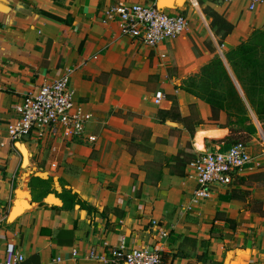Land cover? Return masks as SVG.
Masks as SVG:
<instances>
[{
  "label": "crops",
  "instance_id": "obj_1",
  "mask_svg": "<svg viewBox=\"0 0 264 264\" xmlns=\"http://www.w3.org/2000/svg\"><path fill=\"white\" fill-rule=\"evenodd\" d=\"M119 2L169 3L162 7L185 13L189 29L147 46L105 20L104 10ZM206 7L234 25L222 44ZM255 29H264V0H0V254L13 247L26 264H106L89 251L108 256V246L125 243L158 249L171 264H264V154L248 146L249 165L205 199L195 195L194 167L174 160L204 126L227 129L217 149L231 136L227 111L213 121L211 105L181 86L215 55L237 85L226 54ZM64 75L97 139L14 144L6 123L15 106ZM160 90L166 99L158 106ZM161 108L208 123L191 134L179 121L159 122ZM251 117L259 125L253 109ZM34 176L53 179L46 196L34 197Z\"/></svg>",
  "mask_w": 264,
  "mask_h": 264
},
{
  "label": "built area",
  "instance_id": "obj_2",
  "mask_svg": "<svg viewBox=\"0 0 264 264\" xmlns=\"http://www.w3.org/2000/svg\"><path fill=\"white\" fill-rule=\"evenodd\" d=\"M214 1L231 4L235 0ZM104 17L107 21L118 22L121 34L150 47L177 39L187 32L190 23L185 13H171L157 2H119L106 8ZM165 99L166 95L161 90L153 97L155 104L159 106ZM14 112L15 118L6 123L14 144L23 138L40 142L48 139L61 143L97 139L88 132L91 115L80 110L68 75L43 82L37 90L25 94L15 106ZM251 161L249 147L243 142L234 143L225 150H198L196 157L190 162L197 180L195 195L198 199H205L209 197L213 186L231 185ZM153 224L159 225L157 220H153ZM160 229L161 234L166 236L167 232L161 227ZM108 247V256L99 254L95 248L88 254L106 264H171L158 249L130 248L125 243ZM73 254L77 255L78 250L74 249ZM0 264H26V256L10 247L4 255L0 254Z\"/></svg>",
  "mask_w": 264,
  "mask_h": 264
},
{
  "label": "trees",
  "instance_id": "obj_3",
  "mask_svg": "<svg viewBox=\"0 0 264 264\" xmlns=\"http://www.w3.org/2000/svg\"><path fill=\"white\" fill-rule=\"evenodd\" d=\"M207 17L211 20V28L214 33L219 36L220 44L223 43L224 38L231 33L234 25L229 22L222 14L218 13L211 7L204 9ZM264 48V29H255L249 36V38L231 50L226 54L229 63L234 66L238 59L252 57L255 50ZM239 63V62H238ZM235 71V69H234ZM236 72V71H235ZM238 79L240 74L235 73ZM184 90L190 92L196 97L205 100L209 103L213 109L212 120L217 121L219 119V112L225 110L228 113V124L234 123L241 124L240 129L245 130L248 133H255L257 131L256 126L251 122V117L248 115L246 107L238 93L237 87L230 76L228 69L219 55L211 57V59L202 67L199 74L190 76L184 84L181 86ZM260 94L255 108V112L258 118L264 117V87H260ZM240 102L242 109L240 113L231 111L230 106L236 107L235 102ZM236 117V121L232 120V117ZM158 121L165 123L167 120L180 121L184 127H186L191 134L196 130V127L204 124L205 122L196 118V116H190L181 118L179 113L175 109H159L157 114ZM191 123L197 125L195 128L191 126ZM236 143V142H235ZM234 144V143H233ZM232 142L225 143L221 149L225 150L233 145ZM188 155L189 158L186 156ZM196 157V152L189 144L186 147H181L179 153L174 156L176 163L185 164L191 162ZM179 165V167H180ZM180 175L184 172L177 170ZM53 179L42 178L34 176L31 179L30 186L34 197L46 196L51 188Z\"/></svg>",
  "mask_w": 264,
  "mask_h": 264
},
{
  "label": "rangeland",
  "instance_id": "obj_4",
  "mask_svg": "<svg viewBox=\"0 0 264 264\" xmlns=\"http://www.w3.org/2000/svg\"><path fill=\"white\" fill-rule=\"evenodd\" d=\"M237 61L239 63L238 62L235 63L234 66L230 64V66L234 74L237 73V71L240 74V78L238 79L237 77L238 83H236L237 84L236 87L244 103V106L246 107L247 113L251 117L252 109L255 111V108L257 106V102H258V98L260 94V91H259L260 87L261 86L264 87V48H259L255 50L252 57H246L245 59L240 58ZM234 69L236 72L234 71ZM186 81L187 80H185V82ZM234 104L236 105V107H232L231 105L230 106L231 111L240 113L242 109L241 103L238 101V102H235ZM128 114H129L128 117L130 118V121H132L131 124H133L134 121H136L135 130L137 129V133L141 131L143 133L141 134L147 137L148 135L147 130H144V128L142 127H140L139 130L137 128V119H136L137 116H135L134 114H130V113ZM232 120L236 121V117L235 116L232 117ZM167 121L165 122V124H168ZM258 121H259V125L257 124L256 119H253L251 117V122L257 127V131L252 134L245 132V130L243 129H240L242 127L241 124L234 123L233 125H231V128L229 127L231 136L229 137L227 142L230 141L232 142V144L235 142L236 143L243 142L251 148V152L253 156L263 155L264 154V137L262 136L263 133L261 134L259 129L261 127L262 130L264 131V117H262L261 119L258 118ZM175 122L178 123V121H175ZM205 123H208V122H205ZM168 125L175 126V125H170V124ZM191 126L195 128L197 125H195V123H191ZM226 133H227L226 128L218 129L214 127L204 126L196 131L194 139H193V146L197 150H200V151H205L207 149V146L210 147L209 150H216L218 147L217 145L221 144L222 140H224V138L222 139L219 137H223ZM175 135H180V129L171 131L172 138H174ZM206 138H216V139H210L209 143H207V146H206V143H205ZM23 140H26V138H23ZM262 181H264V176H263Z\"/></svg>",
  "mask_w": 264,
  "mask_h": 264
},
{
  "label": "water",
  "instance_id": "obj_5",
  "mask_svg": "<svg viewBox=\"0 0 264 264\" xmlns=\"http://www.w3.org/2000/svg\"><path fill=\"white\" fill-rule=\"evenodd\" d=\"M178 2L180 3L181 0H178ZM168 4H169V3H165V2H164V3L162 4V6L172 8V6H169ZM167 123L170 124V125H177V122H175V121H173V120H168Z\"/></svg>",
  "mask_w": 264,
  "mask_h": 264
}]
</instances>
